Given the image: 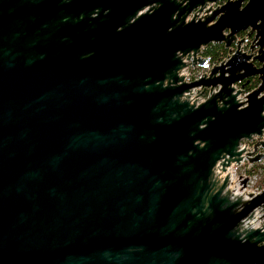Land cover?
Wrapping results in <instances>:
<instances>
[{
	"label": "water",
	"instance_id": "obj_1",
	"mask_svg": "<svg viewBox=\"0 0 264 264\" xmlns=\"http://www.w3.org/2000/svg\"><path fill=\"white\" fill-rule=\"evenodd\" d=\"M219 1L0 0V264H264V190L216 175L264 160V0ZM249 28L260 69L185 81Z\"/></svg>",
	"mask_w": 264,
	"mask_h": 264
},
{
	"label": "flooded vegetation",
	"instance_id": "obj_2",
	"mask_svg": "<svg viewBox=\"0 0 264 264\" xmlns=\"http://www.w3.org/2000/svg\"><path fill=\"white\" fill-rule=\"evenodd\" d=\"M228 0H221L216 5H214V8H220L226 4ZM232 2L238 1V0H231ZM251 0H243L241 4V9H244V7L249 3ZM261 22H258V25H260ZM225 35H227V32H224ZM257 38V31L248 29L244 32H240L235 36V41L230 45L229 48L225 47V44H210L206 48L202 49L201 57L205 60H207V68H200L201 76H204L209 73L211 68L213 67H220L222 64L226 63L230 60V58L235 55V53L239 50L242 54H245L247 56H251L249 63L252 64L254 70H258L262 67L261 64L258 63V61L255 60V57L259 55V46L258 39ZM212 49L214 51V55L209 53L208 50ZM264 52V48H263ZM261 81L259 80V77L257 75H254L252 77H249L239 83H236L232 87L235 89V91H247L246 95L252 93L253 91L257 90L261 86ZM264 96V92L259 95V98Z\"/></svg>",
	"mask_w": 264,
	"mask_h": 264
},
{
	"label": "built area",
	"instance_id": "obj_3",
	"mask_svg": "<svg viewBox=\"0 0 264 264\" xmlns=\"http://www.w3.org/2000/svg\"><path fill=\"white\" fill-rule=\"evenodd\" d=\"M182 76L184 77L185 81L188 83H190L194 80H197V79L191 78L190 75L187 74V69L182 72ZM196 92L197 91H193L190 94V96H189L190 101L193 102V101L197 100V103L203 102L204 100H199L197 97L194 96ZM240 97H239V100H240ZM252 146H253L252 143H248V142L244 141L241 143L240 148L252 151ZM261 152L263 153L264 151H261ZM253 165L254 164H249L247 162V160L243 159V161L240 163L239 166H232L231 168L227 169L226 173H221L219 170H217L216 175L220 179H224L226 176H229V179L233 178L234 181L236 182V185L238 186V189H234V187L228 186V190L235 197L244 196L245 198H247V196L256 195V194L260 193L262 190H256L254 188V183L250 180V178L247 177V173H246L247 170L244 171L243 175H237L235 172V169L245 167V166L248 169H250ZM258 227H260V226L256 225V227H254V228H258Z\"/></svg>",
	"mask_w": 264,
	"mask_h": 264
},
{
	"label": "rangeland",
	"instance_id": "obj_4",
	"mask_svg": "<svg viewBox=\"0 0 264 264\" xmlns=\"http://www.w3.org/2000/svg\"><path fill=\"white\" fill-rule=\"evenodd\" d=\"M187 74L190 75L191 78L193 79H198L200 77L201 71L200 68L198 67H189L187 69ZM201 91L199 90V92L197 91L195 93V97H197L199 100H204L206 99L207 95L204 96H200L199 93ZM245 96H246V92H242V96L240 97V101L244 102L245 101ZM264 166V160L254 164L250 169H248L246 166L245 167H241V168H237L235 169V172L237 175H243L244 171L247 170V177L250 178V180L254 183V188L256 190H263L264 189V168H262ZM260 217L262 215V213L258 214ZM264 224V221H257L256 225L257 226H262Z\"/></svg>",
	"mask_w": 264,
	"mask_h": 264
},
{
	"label": "bare ground",
	"instance_id": "obj_5",
	"mask_svg": "<svg viewBox=\"0 0 264 264\" xmlns=\"http://www.w3.org/2000/svg\"><path fill=\"white\" fill-rule=\"evenodd\" d=\"M229 186L234 187V189H238V186L236 185V182L234 181L233 178L229 179ZM241 197L245 198L244 196H241ZM258 216L259 215H256L255 219L250 222L251 227H253V228L256 227V222L258 221Z\"/></svg>",
	"mask_w": 264,
	"mask_h": 264
},
{
	"label": "trees",
	"instance_id": "obj_6",
	"mask_svg": "<svg viewBox=\"0 0 264 264\" xmlns=\"http://www.w3.org/2000/svg\"><path fill=\"white\" fill-rule=\"evenodd\" d=\"M208 52L214 55V51H212L211 48L208 50ZM245 92L247 93V91H245ZM262 168H264V166Z\"/></svg>",
	"mask_w": 264,
	"mask_h": 264
}]
</instances>
